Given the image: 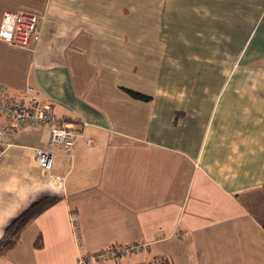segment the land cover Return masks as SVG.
Segmentation results:
<instances>
[{
  "label": "crops",
  "instance_id": "0c3cea01",
  "mask_svg": "<svg viewBox=\"0 0 264 264\" xmlns=\"http://www.w3.org/2000/svg\"><path fill=\"white\" fill-rule=\"evenodd\" d=\"M7 10L36 13L39 32L28 49L0 40L5 93L34 88L61 118L87 120L96 143L72 160L56 151L48 170L36 160L48 128L4 135L0 239L32 204L56 202L0 264H80L131 242L150 245L85 264H264V0H0V23ZM215 24L229 39L255 35L223 54L193 49ZM198 56L216 79L201 78ZM213 82L222 96L186 95Z\"/></svg>",
  "mask_w": 264,
  "mask_h": 264
},
{
  "label": "built area",
  "instance_id": "2783aa9c",
  "mask_svg": "<svg viewBox=\"0 0 264 264\" xmlns=\"http://www.w3.org/2000/svg\"><path fill=\"white\" fill-rule=\"evenodd\" d=\"M39 16L24 10L5 11L0 23V40L28 49L33 38L39 32ZM0 116L5 121L0 126V166L4 161L3 137L14 129L26 127L48 128L46 146L36 148V160L45 169L51 170L56 151L72 160L78 146L85 143L93 146L96 138L86 133L90 123L84 118H61L52 108L51 102L41 100L32 87H27L22 96L6 94L0 84ZM73 230L77 243L83 248L82 231L77 220L72 218ZM146 242H131L103 248L96 252L81 253L79 263L98 260H119L131 253L147 248Z\"/></svg>",
  "mask_w": 264,
  "mask_h": 264
},
{
  "label": "rangeland",
  "instance_id": "374dc122",
  "mask_svg": "<svg viewBox=\"0 0 264 264\" xmlns=\"http://www.w3.org/2000/svg\"><path fill=\"white\" fill-rule=\"evenodd\" d=\"M219 28H221L220 24H215L214 29H212V30H214V38L213 39L194 38L193 42H192V48L200 50L202 48L215 47L216 49H220L221 50L220 53L223 54V50L224 49L238 50L239 48H241L243 46L244 42H246V48H248V46L251 44V41H252V39H253V37L255 35V33H254V35L251 36L250 40H245L246 38L229 39V37L227 35V31L226 30L222 31V28L221 29H219ZM247 32H248V34L251 32L249 28L247 29ZM187 41L188 40H184L183 39L181 44L184 45V42H187ZM196 60H197L198 64L204 65V68L200 70V72L203 74V76L201 77L202 79H216L217 78V77L211 76L209 74V71H208L209 68L206 67V63H205L206 60H205L204 57L198 56V58H196ZM183 61H184V57L181 59V62H183ZM229 62H230L229 63V68H230L233 63L230 60H229ZM229 73H230L229 80L231 81V83L228 86L227 91L225 92L226 96L233 93V88H234V85H235L236 81L239 80V78H242V72L239 69L238 70L234 69L233 71L229 70ZM246 74H249L250 76H252V75H254L256 73L247 72ZM224 77H226V72L225 71H224ZM202 87L204 89H202ZM204 90H205V83L202 84L201 86H197L196 88H192L191 90L189 89L188 92L186 93V95L191 94V92L193 94L197 95V97H207V96L208 97H213V96H216L217 94H220V96L223 95V91L221 92V84H217L216 82H213L212 84H209L208 91L205 92ZM262 94L264 95V90H262ZM203 106L207 107L208 105L207 104H203ZM208 111H210V110H204V113L208 112ZM77 223H78V221H77ZM78 225H79V223H78ZM72 231H73L72 235H73V241H74V238L76 239V237H75L74 230H72Z\"/></svg>",
  "mask_w": 264,
  "mask_h": 264
},
{
  "label": "trees",
  "instance_id": "16d2710c",
  "mask_svg": "<svg viewBox=\"0 0 264 264\" xmlns=\"http://www.w3.org/2000/svg\"><path fill=\"white\" fill-rule=\"evenodd\" d=\"M129 93L138 99H148L149 96L144 95L142 93L128 90ZM56 202V199H48L40 202H36L32 204L27 210H25L21 215H19L6 229V234L0 239V253L5 252L9 247H11L15 242H17L20 238V235L25 228V226L51 205ZM264 227V222H263ZM42 237L39 235L36 246H42Z\"/></svg>",
  "mask_w": 264,
  "mask_h": 264
},
{
  "label": "bare ground",
  "instance_id": "6f19581e",
  "mask_svg": "<svg viewBox=\"0 0 264 264\" xmlns=\"http://www.w3.org/2000/svg\"><path fill=\"white\" fill-rule=\"evenodd\" d=\"M29 48H31V45H30V47Z\"/></svg>",
  "mask_w": 264,
  "mask_h": 264
}]
</instances>
